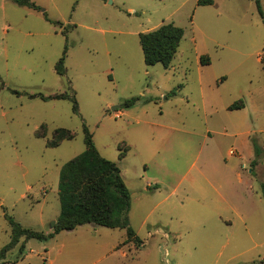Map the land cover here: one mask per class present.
<instances>
[{
    "label": "rangeland",
    "instance_id": "1",
    "mask_svg": "<svg viewBox=\"0 0 264 264\" xmlns=\"http://www.w3.org/2000/svg\"><path fill=\"white\" fill-rule=\"evenodd\" d=\"M34 1L40 10L0 0V251L9 217L53 230L60 169L85 149L84 124L119 165L144 243L85 223L28 239L6 264H264V0L263 15L255 0ZM170 21L184 29L170 66L146 64L139 33ZM64 92L76 111L71 98H41ZM59 127L75 136L48 145Z\"/></svg>",
    "mask_w": 264,
    "mask_h": 264
},
{
    "label": "trees",
    "instance_id": "2",
    "mask_svg": "<svg viewBox=\"0 0 264 264\" xmlns=\"http://www.w3.org/2000/svg\"><path fill=\"white\" fill-rule=\"evenodd\" d=\"M15 3L40 10L41 7L34 0H13ZM214 0H197L199 5L213 4ZM257 9L263 15L261 0H255ZM44 15L47 19L46 12ZM54 23V21L49 19ZM184 29L173 21L162 23L159 27L140 32V44L143 51L144 61L148 65L162 63L168 68L175 57L180 41L183 38ZM66 53V49L64 51ZM64 54L56 64V71L64 74ZM202 63H210L207 55L201 56ZM174 93V92H173ZM33 96V95H32ZM41 98H71L73 108L78 109L75 95L66 92L50 96L41 95ZM136 97L127 98L122 103L128 107L134 104ZM245 106V101L240 98L231 103L229 109H239ZM85 132V149L68 160L60 169L58 195L61 204V211L56 218V224L50 232H44L34 227H28L9 217L11 225V240L0 251V264L16 263L23 259L25 253V242L30 238L46 241L61 230L74 229L78 225L94 223L111 228L126 229L127 238L123 243L133 241L137 246L143 245V240L137 234L129 221V208L131 192L125 183L121 169L116 161L104 157L95 145L92 133L87 125L83 126ZM45 136L46 134H38ZM75 134L66 128H56L54 136L48 140V145L56 146L65 138H73ZM256 157L252 159L251 166L258 163L257 156L260 149L257 143H253ZM125 149L124 151H126ZM121 151L120 156H123ZM24 237L19 245L17 256L6 259L5 253ZM264 263V260L261 261Z\"/></svg>",
    "mask_w": 264,
    "mask_h": 264
},
{
    "label": "crops",
    "instance_id": "3",
    "mask_svg": "<svg viewBox=\"0 0 264 264\" xmlns=\"http://www.w3.org/2000/svg\"><path fill=\"white\" fill-rule=\"evenodd\" d=\"M208 5H210V4H208ZM245 107V106H244ZM244 107H242V108H244ZM242 108H239V109H236V111H238V110H240V109H242ZM231 110H234V109H231ZM122 112L124 113V112H127V110L126 109H122ZM225 161V160H224ZM225 163V162H224ZM259 163V162H258ZM258 163H257V165H258ZM225 165V164H224ZM256 165V166H257ZM236 175L239 177V178H241L242 177V175H241V173L239 172V171H237L236 170ZM211 182H213L212 181V179H211ZM213 184V183H212ZM57 218V217H56ZM56 220V219H55ZM81 225H83V224H81ZM81 225H78V226H81ZM95 225H98V224H95ZM77 226V227H78ZM100 226H103V225H100ZM77 227H75L74 229H70V230H66L67 232H72V231H74ZM105 227H107V226H105ZM109 228H111V227H109ZM169 230H171V231H169L170 233H172L175 237L178 235V233L171 227V226H169ZM156 230H158V229H156ZM50 231H52V230H50ZM49 231V232H50ZM62 231V230H61ZM60 231V232H61ZM97 231V229H95V232ZM137 233H138V231H137ZM153 235H154V233H152ZM56 235V234H55ZM55 235L53 236V237H55ZM127 238V237H126ZM142 239V238H141ZM143 243H144V241H143ZM119 245V244H118ZM116 246V247H119V246ZM112 250V248L110 249V251Z\"/></svg>",
    "mask_w": 264,
    "mask_h": 264
},
{
    "label": "water",
    "instance_id": "4",
    "mask_svg": "<svg viewBox=\"0 0 264 264\" xmlns=\"http://www.w3.org/2000/svg\"><path fill=\"white\" fill-rule=\"evenodd\" d=\"M55 222H56V220H53V222H52V226H54V225H55Z\"/></svg>",
    "mask_w": 264,
    "mask_h": 264
},
{
    "label": "built area",
    "instance_id": "5",
    "mask_svg": "<svg viewBox=\"0 0 264 264\" xmlns=\"http://www.w3.org/2000/svg\"><path fill=\"white\" fill-rule=\"evenodd\" d=\"M231 154H233V151L231 150Z\"/></svg>",
    "mask_w": 264,
    "mask_h": 264
}]
</instances>
